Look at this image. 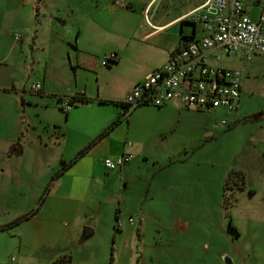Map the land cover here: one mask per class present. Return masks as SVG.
Wrapping results in <instances>:
<instances>
[{
	"label": "rangeland",
	"instance_id": "obj_1",
	"mask_svg": "<svg viewBox=\"0 0 264 264\" xmlns=\"http://www.w3.org/2000/svg\"><path fill=\"white\" fill-rule=\"evenodd\" d=\"M14 1L17 5L18 0H0V56L9 45L12 47L13 35L18 34L17 40L21 35L23 38L20 45L13 46L6 61L13 76L24 72L30 57L35 68L41 64L37 63L40 56L47 60L48 67H58L61 46L68 41L69 58L75 56L78 60L79 80L86 74V80L91 84L95 78L93 68L100 66V55L111 49L113 40L119 42L120 35L130 33L128 28L131 26L116 25L118 20L137 18L135 22L139 24L141 19L152 22L153 19L167 18L173 7L169 0H152L143 11L142 5L146 0H132L128 6L122 0L121 5L111 2L102 7L100 1L93 7L87 0H39L36 4L40 6L39 12L29 16L28 11L33 8L35 0L31 2V9L14 7ZM52 14L59 19L52 18ZM87 16H93L97 23H87ZM137 29L131 36L121 37L120 41L127 40L135 49L133 61L145 66L170 45L172 35L178 33V24L166 28L164 35L142 42L134 38ZM77 31L79 37L75 46ZM31 36L37 46L29 49ZM138 49L143 52L138 54ZM249 58L256 71L254 74L247 72L252 84L250 91H244L243 96L260 108L264 105V57L254 55ZM18 77L16 75L13 82L23 84L24 78L17 80ZM145 106L149 105H138L128 113L134 116L137 109ZM41 110L20 102L18 96L14 97L8 91L0 90V133L25 132L27 127L23 118L27 114H30L34 125L31 128L33 136H25L26 133L21 138L17 136L16 141L22 147L18 154L7 153L6 157L0 154V264H49L62 255L68 257V264H125L128 248L133 251L132 256L147 258V264H224L223 259L229 264H264L261 234L254 228H248L249 219L255 218L263 208V186L254 184L257 177L264 176L263 171L248 173L244 178V183L255 180L252 182L255 196L246 195V184L243 192L234 190L230 184L221 195L222 181L232 167V144L235 148L244 131L235 133L233 141L221 137L220 130L216 134L211 130L212 136L203 137L200 134L202 126L220 124V121H223L220 126L225 124L219 110H214V113L188 111L173 133L160 136L139 122L136 125L132 123L134 126L131 125L129 136L140 137L146 143L174 145L170 152L173 156L160 169L158 177L150 173L151 162L141 158L134 161L136 166L126 169L123 179L119 176V169L124 165L115 166L119 177L107 186L103 185L104 182L101 184L103 194L100 195L103 198L100 200L95 196L94 200L89 198L85 201L59 198L46 194L48 190H44L60 161L53 160L57 155L55 147L49 143L44 145L42 139L35 136L36 131L49 132L51 129V124L41 119ZM58 112L63 115V111ZM84 115L94 119L87 111ZM126 140L130 142L128 138ZM84 160L89 161L87 157ZM86 161L77 162L68 169V173L74 176L81 172L86 168ZM68 180L78 183L73 177L67 178L66 182ZM98 188H94V193ZM105 194L110 195L106 201ZM72 196H76V190ZM170 211L169 216L175 215V225L185 231L176 243L164 244L162 238H158L161 229L156 223L160 222V212L164 213L167 221ZM138 212L143 215L142 229L125 233L124 229L116 231L113 226L115 214L122 222L126 216L134 219V213ZM83 226L89 227L91 234L77 242ZM234 228L238 235H235ZM133 243L137 245L136 249ZM219 252L225 254L217 263L215 259Z\"/></svg>",
	"mask_w": 264,
	"mask_h": 264
},
{
	"label": "crops",
	"instance_id": "obj_2",
	"mask_svg": "<svg viewBox=\"0 0 264 264\" xmlns=\"http://www.w3.org/2000/svg\"><path fill=\"white\" fill-rule=\"evenodd\" d=\"M23 1L24 3L22 4ZM99 1L101 2V7L113 2V0H87V2L92 4L93 7H95ZM124 1L126 2V6H128L132 0ZM151 1L152 0H146L143 3L142 11ZM241 1L243 3L245 13L251 20H255L258 14L264 12V8L260 5L251 3L250 0ZM31 2L32 0L30 2H28V0H18L17 5L31 9V4L33 3ZM202 2L203 0H169V3L173 5L169 16L162 19H153L152 22L141 19V23L139 24L138 21L135 22L137 18L136 20H118L115 23L116 25L131 26L128 28L130 33H123L120 35L119 42L113 40L111 49L100 55L102 57L104 54L112 53L115 58L108 66H95L93 68L95 78L92 84L87 82L86 74L85 77L79 80V75L77 73L78 66L76 65L78 60L75 56H73L72 59L69 58L67 49L68 41L65 45L61 46L62 52L59 53L58 60L60 63L58 67L54 65H52V67H48L47 60L40 56L37 58V63L39 62L41 64L38 68H35L32 66V60L30 57V62L27 67H25L24 72L16 74L19 76L17 80L24 78V83L21 84L18 81L14 83L13 79L16 75L13 76L12 72H10V66H7L6 61L9 54L13 50V46L15 44L20 45L23 38L21 35L19 40L11 39L12 47L10 48L9 45V47H7L0 56V90L8 91L12 93L14 97L18 96L19 101H22L29 107L34 105L36 108H42L40 116L43 115V118L41 117V119L44 120L46 124H51V129L49 132L36 131L35 136H37L36 138H38V140L42 139L44 145L45 143H49L50 146L52 145V147H55L57 153V155L53 157L55 162H65L70 159L83 145L100 133L119 114L120 111H118V108L115 107V105L113 106L111 103L107 102L100 103L97 99L105 101H120L124 92L132 83L140 80L144 74L162 63L167 54L171 50L175 49L181 41L185 39H195L203 34V31L200 29L197 22L188 20L189 18L184 16L187 11L198 7ZM12 5H14V7L17 6L15 1L12 2ZM38 8H40V6L37 7L36 13L39 12ZM28 13L29 16H32V9L31 11H28ZM51 16L54 18L55 15L52 14ZM56 19L59 18L56 17ZM96 20L97 19L93 16H87L85 18L87 23L92 22V24L97 23ZM177 24L178 33L172 35L173 38L170 45L163 49L157 59L145 66L137 65L133 61L132 57L135 53L133 46L129 44L127 40L124 42L120 41L122 39L121 37L127 35L131 36L132 31L136 28L138 29L134 38H136L137 41L142 42L151 40L162 34L166 28H171ZM78 37L79 34L77 31L75 34V46L77 44ZM33 40L34 39L31 36V47H29V49L34 48L35 45L37 46L36 42ZM19 49L20 48L18 47V51H20ZM141 51V49H138V54ZM214 55H216V58H214ZM254 55L256 54H251L248 55L247 58H243L241 56V50L237 49L232 55L227 56L224 55L218 48H215L207 54L206 60L210 66L240 68L242 77L238 89V102L232 113H224L218 108L203 110L204 112L211 111V113H214V110H219L218 114L221 118H224L225 124L218 127L214 126V124L212 126L204 125L201 127L200 131V134L203 137L208 138L212 136L211 130L214 131V134H216L215 132L217 130H220L222 131L221 137H227L229 140L232 139V141L235 133H238L240 130L244 131L241 138L238 139L235 144V148L234 144H232L234 152L232 153L233 157L231 161V170L241 173L242 188L238 191L243 192L244 184H246V186H248L246 189L248 192L246 195L248 197L255 196L256 191L254 187H252V182L255 180H250L247 181V183H244L246 174L260 172V170H262L264 175V105L260 108L254 106L243 96L244 91L246 93L250 91L249 88L252 84V79L247 77V72L254 74V71H256V67L251 66L249 63V57ZM257 56L264 57L263 55ZM63 71H66L67 74ZM33 82L39 83V89L36 92L28 90V85ZM77 93H82L91 100L86 103H79L75 106H71L72 108L69 107L65 111L59 107V102L61 100H66L68 97ZM21 108L24 111V106ZM44 111H47V114H43ZM58 111L61 113L63 111V115H61ZM86 111L89 112L94 119H88L87 116L84 115V112ZM188 111L199 112L201 110L184 109L180 105L168 103L157 109H153L149 106L137 109L134 116L133 114L130 115V113H128L125 119L118 120L101 138L94 142L81 156L75 159L74 162H72L55 179H53V182L47 189L48 191L46 194L49 193L50 195H57L59 198L68 197L72 200L78 201L89 200V198L94 200V197L97 196V199L101 200L103 198L101 197L103 193L100 186L105 181L106 174L114 171V169L110 171L106 170L103 167L101 160L104 157L114 159L123 152L133 154V158L123 164L124 166L120 167V178H124V172H126V169L131 166H136L134 161L139 160V158H141L142 161L151 162V170L149 169L150 173H152L153 176L156 175V177H158L160 169L165 167L167 160H170L169 158L173 156L170 152L174 145L170 147L166 144L167 142L146 143V141L140 137L129 136L130 127L133 124L136 125V122H139L142 126H147L152 129L153 133L157 136L170 134V132L173 133L176 127L180 126ZM143 116L145 117L139 119V117ZM23 121H25V125L27 127L26 131L23 133H26L25 136L28 137L33 136L31 128L34 125H32L33 121L30 114H27V116L23 118ZM23 133H0V154H3L6 157L7 153H10L8 150L9 146L16 143L18 144L16 145L19 147L20 152L22 147L20 143L16 141V138L17 136L21 138ZM127 138L130 142L126 140ZM124 141L128 142L126 147L123 146ZM55 144H57V146H55ZM182 146L183 144L180 145V147ZM174 150L175 148L173 149V152ZM153 153L155 154L154 156L152 155ZM86 157L89 159L88 162L84 160ZM79 161H86V168L84 167L81 172L72 176L68 173V169H71ZM119 176H117V178ZM69 177H73L78 183L74 184L71 180L66 182ZM254 184H257V186H263L264 190V176L262 178L257 177ZM94 188H98L96 193H94ZM74 190H76V196H72V194H74ZM105 195L107 196L106 198L104 197L106 201L109 199L108 196L110 197V195ZM46 196L47 195H45L44 198H46ZM262 197L263 198L261 200H263V208L259 210L258 215L254 216L255 218L249 219L250 225L248 224V228H254L260 232V241L264 243V194ZM170 213L172 212L170 211L168 213L167 221L164 213L161 212L159 213L161 218L158 219L160 222L158 223L157 221L156 223L153 221L160 226L161 232L158 234V238H162L164 244L176 243L177 239H179L181 234H184L185 231L180 230L179 228L181 227L175 225V215L172 214L169 216ZM134 214V219L130 216H126L131 218L130 222H127L125 217L116 231L124 229L125 233L126 231H132L134 229L137 231L142 229L144 223L142 213L138 212L137 214ZM233 231L235 235H238L235 228ZM136 243H139V240L136 239ZM136 247L137 245L133 243V248L136 249ZM144 248H148V245H144ZM132 252L133 251L128 248V260L125 264H147V258H136L132 256ZM223 254L225 253H217L215 259L217 263H219V258L222 257Z\"/></svg>",
	"mask_w": 264,
	"mask_h": 264
},
{
	"label": "built area",
	"instance_id": "obj_3",
	"mask_svg": "<svg viewBox=\"0 0 264 264\" xmlns=\"http://www.w3.org/2000/svg\"><path fill=\"white\" fill-rule=\"evenodd\" d=\"M250 2L264 8V0ZM113 3L121 5L123 1L113 0ZM184 16L197 22L203 34L195 39L181 41L162 63L126 89L120 100L121 118L138 105L159 108L172 103L189 110L218 108L227 114L235 110L242 77L241 69L210 66L206 56L215 48L227 56L237 49L241 50L243 58L251 54L264 56V12L251 20L245 13L241 0H203L198 7L187 11ZM12 38L16 40L18 34ZM114 58L112 53L104 54L98 64L108 66ZM38 89V82L28 85L31 92ZM59 107L65 111L70 106L66 100H61ZM127 145L128 142L124 141L123 146ZM130 158V153L123 152L114 159L104 157L101 163L110 171L116 169L115 166L128 162ZM125 220L130 222L131 218L126 217ZM120 225L121 222L115 217L114 228L118 229Z\"/></svg>",
	"mask_w": 264,
	"mask_h": 264
},
{
	"label": "trees",
	"instance_id": "obj_4",
	"mask_svg": "<svg viewBox=\"0 0 264 264\" xmlns=\"http://www.w3.org/2000/svg\"><path fill=\"white\" fill-rule=\"evenodd\" d=\"M37 1H39V0H35L33 2V8H32L33 16L36 14ZM57 100H58V98H57ZM90 100H91L90 98L84 96L82 93L74 94L73 96H70L66 99V101L70 107L75 106L79 103H86ZM97 101L100 103H106V102L111 103L112 105H115V106L122 108V104L120 101H105V100H99V99H97ZM122 118L125 119V117H122ZM122 118L120 117V113H119L110 124H108L100 133H98L94 138H92L89 142H87L85 145H83L79 150H77L70 159H68L65 162L60 161L59 168L49 178V181L46 183L44 190L45 191L47 190L48 186L51 184V182L53 181V179L56 175H58L61 171H63L66 167H68L72 162H74L75 159H77L79 156H81L94 142H96L99 138H101L118 120H120ZM230 184L232 186L231 188H233L234 190H240L242 188V176H241L240 172L231 170L227 173V175L224 177V179L222 181L221 195H222V191L225 190ZM222 197L224 198V196H222ZM223 198H222V200L224 201ZM115 215H114V219L116 217ZM17 221H18V219L13 221V223H16ZM49 264H68V257L63 256V255L59 256L56 259H53L52 261H50Z\"/></svg>",
	"mask_w": 264,
	"mask_h": 264
},
{
	"label": "water",
	"instance_id": "obj_5",
	"mask_svg": "<svg viewBox=\"0 0 264 264\" xmlns=\"http://www.w3.org/2000/svg\"><path fill=\"white\" fill-rule=\"evenodd\" d=\"M10 153H18L19 152V147L16 144H11L8 148ZM118 172L113 171L111 173L106 174V178L104 181V186L109 185L113 181L117 179ZM91 234V229L87 226L81 227L80 233L77 237V242L83 241L86 237H88ZM224 264H229V262L226 259H223Z\"/></svg>",
	"mask_w": 264,
	"mask_h": 264
}]
</instances>
